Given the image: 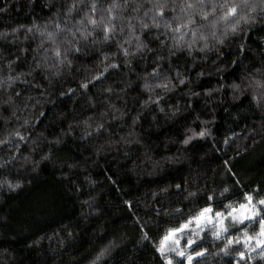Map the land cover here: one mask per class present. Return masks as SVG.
<instances>
[{
	"label": "clouds",
	"instance_id": "1",
	"mask_svg": "<svg viewBox=\"0 0 264 264\" xmlns=\"http://www.w3.org/2000/svg\"><path fill=\"white\" fill-rule=\"evenodd\" d=\"M221 130L242 151L264 143V0H0V240L17 238L14 209L49 179L84 226L0 246V264H113L119 245L102 225L82 258L68 252L104 211L106 173L167 179L152 199L179 213L172 203L201 192L197 166ZM185 173L183 188L171 182ZM234 226L223 218L211 236ZM231 243L199 255L264 264V246L243 259Z\"/></svg>",
	"mask_w": 264,
	"mask_h": 264
},
{
	"label": "trees",
	"instance_id": "2",
	"mask_svg": "<svg viewBox=\"0 0 264 264\" xmlns=\"http://www.w3.org/2000/svg\"><path fill=\"white\" fill-rule=\"evenodd\" d=\"M235 131L243 135L238 128ZM217 135L219 142L215 139L207 142V147L212 149L211 154L205 156L197 166L203 177L198 179L202 186L201 192L188 201L172 203V208H178L179 213L170 211L167 206L162 211L160 198L152 199V191L164 186L167 179L160 185L136 186L130 180H118L111 172H107L106 175L112 177L107 181L110 188L106 194L100 193L98 197L105 205L104 211L101 217L91 218L84 239L77 248H69V254L82 258L89 248L88 234L102 225L104 235L100 239L106 242L114 238L119 245L113 252V264H168V261L171 264H177L178 261L181 264H197L200 260H205L207 264V253L202 256L197 253L205 248L212 250L214 246H223L229 239L232 241L230 249L244 250L243 259H247L252 254L253 243L251 245L247 242L243 230H248V237H254V232L260 230V219H264V204L259 203L264 199V143L250 146L246 143L242 151L234 142L225 143L226 139L232 137L231 132L221 130ZM197 150H204L203 142ZM186 176L185 173L171 182L179 183L183 188ZM249 197L257 215L253 220L239 223L222 233L221 239L213 238V228L209 227L201 231L199 237L193 233L181 242L179 251L185 250L183 256L177 250L167 255L158 250L170 230L179 228L201 210L209 208L213 213H225L228 209L225 205L241 204L249 200ZM87 198V195L81 197ZM78 213L79 209L74 211L65 203L64 193L53 179L38 183L13 211L9 231L17 238L0 240V246L11 244L19 247L41 229L49 234L60 232L62 236L65 235L64 228L71 231L74 226L78 233L83 232L84 226ZM145 235L147 238L142 239ZM245 245L248 247L245 248ZM189 256L191 261L187 259ZM218 259L214 258L212 264H216ZM223 264H242V259L236 256L224 257Z\"/></svg>",
	"mask_w": 264,
	"mask_h": 264
},
{
	"label": "rangeland",
	"instance_id": "3",
	"mask_svg": "<svg viewBox=\"0 0 264 264\" xmlns=\"http://www.w3.org/2000/svg\"><path fill=\"white\" fill-rule=\"evenodd\" d=\"M249 203H250L249 200L246 199L244 201V203L232 205V206L228 207V209H227V211L225 213H221L222 214V218H224V220H225V224H228L229 222H231L234 225H238L239 223L241 224L242 222L253 220L254 217L257 215L256 209H255V215L245 214L243 216V218H240V219H237V220H234L232 218V216H228V213L231 212L232 209H239L241 205H249ZM205 209H209V208H205ZM203 210L198 212L193 218L189 219L187 222L182 224L179 228L170 230L171 231V235L170 236H169V232L170 231L167 233L166 236H169V238L168 239H164L163 242L161 243V244H163V252L160 251L162 254L167 255L169 253H173V251L175 252L176 250L177 251H179V249L181 250V247H182V243L181 242L185 238L187 239L190 236V234L197 233V232L200 233L201 231H203V230H205L206 228H209V227L213 228V230H216L219 227L217 213H213L211 211V209L199 221L196 219V217ZM183 225H187V227H183ZM251 238L252 239H250V240L246 239L247 242H249L250 244L253 243V245H256L258 237L254 236V237H251ZM185 244H187V243H185ZM188 244H190V241L188 242ZM184 251L185 250L179 251V252H184Z\"/></svg>",
	"mask_w": 264,
	"mask_h": 264
},
{
	"label": "snow or ice",
	"instance_id": "4",
	"mask_svg": "<svg viewBox=\"0 0 264 264\" xmlns=\"http://www.w3.org/2000/svg\"><path fill=\"white\" fill-rule=\"evenodd\" d=\"M249 201H251V197H249ZM260 204H264V199H261L259 201ZM230 207V206H229ZM210 211V209H204L197 217L196 219L199 221L202 217L205 216V214ZM235 213V214H234ZM245 214H248V215H255V206L254 205H251L249 203V205H241L239 209H232V211L229 213V215L232 216V218L234 220H237V219H240V218H243V216ZM217 216L220 217V219L218 220V224L222 226V216L220 213H217ZM183 227H187V225H183ZM259 227H260V230L259 232L257 233V244L259 246H264V219H260L259 221ZM171 235V231L169 232V236ZM169 236H166L164 239H168ZM246 239H252L251 237H246ZM160 250L161 252H163V244H161V247L158 249ZM179 255L183 256L184 253L183 252H179L178 253ZM199 255V253H198ZM243 255V254H241ZM189 261L191 260V257L189 256L188 257ZM168 264H171V261H168Z\"/></svg>",
	"mask_w": 264,
	"mask_h": 264
}]
</instances>
